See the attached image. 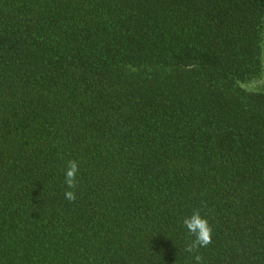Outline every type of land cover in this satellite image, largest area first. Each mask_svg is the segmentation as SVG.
I'll use <instances>...</instances> for the list:
<instances>
[{"label":"trees","instance_id":"1","mask_svg":"<svg viewBox=\"0 0 264 264\" xmlns=\"http://www.w3.org/2000/svg\"><path fill=\"white\" fill-rule=\"evenodd\" d=\"M263 17L264 0H0V264H264V94L243 86ZM193 210L212 241L188 253Z\"/></svg>","mask_w":264,"mask_h":264},{"label":"clouds","instance_id":"2","mask_svg":"<svg viewBox=\"0 0 264 264\" xmlns=\"http://www.w3.org/2000/svg\"><path fill=\"white\" fill-rule=\"evenodd\" d=\"M80 172L79 162L75 159L67 161L64 169L63 193L65 200L74 202L77 199L76 188L78 186V174ZM182 226L186 233L192 238L185 245V251L188 253L197 252L198 249L207 247L212 241V227L207 217L201 215L199 210H193L190 215H186L182 220ZM197 264H200L201 257L195 256Z\"/></svg>","mask_w":264,"mask_h":264},{"label":"rangeland","instance_id":"3","mask_svg":"<svg viewBox=\"0 0 264 264\" xmlns=\"http://www.w3.org/2000/svg\"><path fill=\"white\" fill-rule=\"evenodd\" d=\"M261 72L254 79L246 82L243 86L252 91H258L264 94V17L262 22V35H261Z\"/></svg>","mask_w":264,"mask_h":264}]
</instances>
